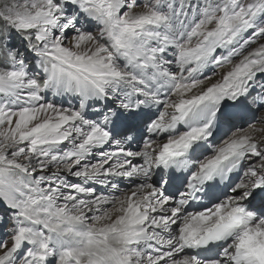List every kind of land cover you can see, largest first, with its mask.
I'll use <instances>...</instances> for the list:
<instances>
[{
  "label": "snow or ice",
  "instance_id": "1",
  "mask_svg": "<svg viewBox=\"0 0 264 264\" xmlns=\"http://www.w3.org/2000/svg\"><path fill=\"white\" fill-rule=\"evenodd\" d=\"M0 230V264H264V0H0Z\"/></svg>",
  "mask_w": 264,
  "mask_h": 264
},
{
  "label": "rangeland",
  "instance_id": "2",
  "mask_svg": "<svg viewBox=\"0 0 264 264\" xmlns=\"http://www.w3.org/2000/svg\"><path fill=\"white\" fill-rule=\"evenodd\" d=\"M257 127L259 128V127H261V125L258 124ZM71 179L73 180V182H78V178L73 177V178H71ZM121 187L124 188L125 185L122 184Z\"/></svg>",
  "mask_w": 264,
  "mask_h": 264
}]
</instances>
